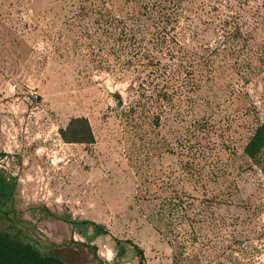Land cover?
<instances>
[{
  "label": "rangeland",
  "instance_id": "374dc122",
  "mask_svg": "<svg viewBox=\"0 0 264 264\" xmlns=\"http://www.w3.org/2000/svg\"><path fill=\"white\" fill-rule=\"evenodd\" d=\"M75 1L0 0V196H9L0 228L21 229L68 264H139L124 240L143 249L144 264H264V151L243 153L264 120V0L191 8L181 25L190 24L188 48H217L214 70L195 112L183 97L163 100L157 124L129 111L141 90L129 89L132 76L100 66L88 40L65 29ZM76 117L94 142L62 140ZM177 197L192 205L170 209Z\"/></svg>",
  "mask_w": 264,
  "mask_h": 264
},
{
  "label": "trees",
  "instance_id": "16d2710c",
  "mask_svg": "<svg viewBox=\"0 0 264 264\" xmlns=\"http://www.w3.org/2000/svg\"><path fill=\"white\" fill-rule=\"evenodd\" d=\"M200 5L198 0H76L70 4L69 15L64 17L65 29L77 40H88V46L98 52L95 53V58L100 66L106 65L111 71L118 69L121 73L132 76L133 83L129 84V89L134 90L137 86L141 90H138L140 97L130 106L129 111L136 112L138 106L141 110L151 113L153 121L156 119L157 124L158 116L154 114L157 108H161L160 103L163 100L171 102L175 97L180 101L183 97L181 100L188 105L185 113L195 112L194 107L199 104L200 82L206 72L214 70L215 60H212L211 54L214 55L213 52L217 48L207 54H200L191 47L188 48L190 24L181 26L183 21L189 19L187 14L192 12L191 8L195 6L199 9ZM106 55L111 56L112 60L104 57ZM136 80L137 84L134 83ZM60 136L64 142H94L90 124L85 117L70 119L66 127L60 129ZM263 151L264 120L255 127L243 147V153L251 159H256ZM197 175H200V172ZM0 198L5 199H0L4 207L9 196ZM185 199H171L170 209L181 207ZM192 199H188V206L192 205ZM213 200L206 199L205 202L210 207L213 206ZM4 210L1 208L0 214L7 217L9 211ZM43 211L75 228L90 224L95 228L96 234H108L106 229L94 221H75L70 215H56L47 207H44ZM156 215V221L163 223L167 232L173 233L172 217L164 210H157ZM212 220L210 223L215 226V218ZM193 233L196 240V227ZM124 241L133 246L138 263L144 264L143 249L131 240ZM75 242L89 246V243ZM185 244L184 242L180 245ZM0 264L68 263L59 255L46 252L21 229L11 226L0 231Z\"/></svg>",
  "mask_w": 264,
  "mask_h": 264
},
{
  "label": "crops",
  "instance_id": "0c3cea01",
  "mask_svg": "<svg viewBox=\"0 0 264 264\" xmlns=\"http://www.w3.org/2000/svg\"><path fill=\"white\" fill-rule=\"evenodd\" d=\"M0 207H1V201H0ZM3 230L2 228H0V231Z\"/></svg>",
  "mask_w": 264,
  "mask_h": 264
}]
</instances>
